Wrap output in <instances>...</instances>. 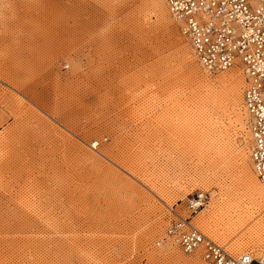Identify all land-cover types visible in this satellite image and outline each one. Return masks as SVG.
<instances>
[{"label": "rangeland", "instance_id": "obj_1", "mask_svg": "<svg viewBox=\"0 0 264 264\" xmlns=\"http://www.w3.org/2000/svg\"><path fill=\"white\" fill-rule=\"evenodd\" d=\"M241 69L205 72L146 0H0V264H208L167 229L222 245L204 222L250 203L244 105L204 90Z\"/></svg>", "mask_w": 264, "mask_h": 264}, {"label": "built area", "instance_id": "obj_2", "mask_svg": "<svg viewBox=\"0 0 264 264\" xmlns=\"http://www.w3.org/2000/svg\"><path fill=\"white\" fill-rule=\"evenodd\" d=\"M172 13L184 23L200 64L210 72L228 71L242 63L247 74L244 101L251 117V162L264 182V0H166ZM194 205H192L193 207ZM169 233L177 236L187 253L203 251L212 264H264V254L232 256L199 230L184 231L175 224Z\"/></svg>", "mask_w": 264, "mask_h": 264}, {"label": "bare ground", "instance_id": "obj_3", "mask_svg": "<svg viewBox=\"0 0 264 264\" xmlns=\"http://www.w3.org/2000/svg\"><path fill=\"white\" fill-rule=\"evenodd\" d=\"M146 2L149 4V6L151 7L152 10H154L156 13L160 14L164 18H166L170 13L171 18L177 24L180 33L187 39L189 46H190V49H191V52H192L193 56L195 57L193 50H192V47L190 45V41L187 38V36L183 33L184 23L180 22L177 19V17L174 16V14L172 13L171 8L169 7L166 0H146ZM195 59H196V57H195ZM196 61L198 62L197 59H196ZM199 65L207 73L226 72V71L210 72L208 69L203 67L202 64L199 63ZM237 66H240L242 68L241 71L243 73L240 70L233 71V72L225 75L221 79H219L218 83H214V84L209 83V82L205 83L206 88L204 89V87H202V89H204L206 91V93H208L214 99V101H217V100H222V98L223 99L227 98L226 97L227 93L224 94L226 96H223L222 88L224 87L225 84L226 85L228 84V86L230 87V89H228V90H230V91H228V93L230 95L228 94L229 100L227 103L230 104L231 109L236 116V123H237L236 125L241 126V128H243L242 126H244V124L242 125V121H243L242 113H244V112H241V108L244 105L245 113L248 115L247 128H248V131L250 133L248 149H249V160H250V163L252 166L251 157H250L251 146H252L251 117H250L249 111L247 110V106H246L245 101H244L245 100L244 99V93L242 96V90H241L244 83H245V89L247 88V84H248L247 74H246L245 68H244L242 63L238 62V64L235 65L234 67H237ZM233 68H231V69H233ZM231 69H229V70H231ZM226 90L224 89V91H226ZM220 126L222 128V125H220ZM95 145H94V147H95ZM242 157H243V155H242ZM243 160L244 161H242V168H243L242 171H243L245 178H246V185H245L246 189H247L246 194H247V196H249L250 200L249 199L248 200L250 201V203L247 206L238 205L235 208L236 209L235 213L230 211L229 212L230 215H228V219H225L226 221L223 220L225 222H224L223 226H221V227H219V225H218L215 229H212L213 227L210 224L208 225L209 222H206V221L204 222L208 226V230L210 232H212L213 235L216 234V237L219 240H221L220 242L224 243L222 245H225V246H226V244L228 245V250L230 252L231 251L236 252V250H235L237 248L236 245L242 246L243 243L242 244L240 243L241 238H244L247 236H248V238H252V236H256V237L261 238V239L264 238V184H261L264 182L261 179H259V177L255 173L253 167H252V169L254 172H252L251 168L246 164L245 159H243ZM203 197H204V194L202 193V194L198 195L197 199H193L192 205H194V206L193 207L190 206V208H192V210L193 209L195 210V208L201 207L204 204ZM178 217H179L178 220H176V221L173 220L167 229V237L170 238V242L174 246H177L178 249H180L181 252H183L184 254H186V255L199 254L202 261H204L205 263H208V264H212L211 262L207 261L203 257V251H201V250H197L193 253H187V252L183 251V249L180 247L179 241L177 242V236L175 234L169 233V229H171L175 224L181 223L184 231L190 230L191 228H195V229L199 230L203 235L207 236L200 229H198L195 226H192L191 222L188 221V217L184 218V217H182V215L181 216L179 215ZM186 226H189V228L186 229ZM221 228H223L222 229L223 231H220ZM219 233H221V234L225 233V234L221 235ZM208 238H210V237H208ZM229 238L234 240L231 244H228L229 243L228 241L230 240ZM211 240H213V239H211ZM230 241H232V240H230ZM214 242H216V241H214ZM216 243H218V242H216ZM219 245H221V244H219ZM222 247H224V246H222ZM226 248L224 247V249L229 254H231ZM262 254H264V253H262ZM232 256H234V255H232Z\"/></svg>", "mask_w": 264, "mask_h": 264}]
</instances>
